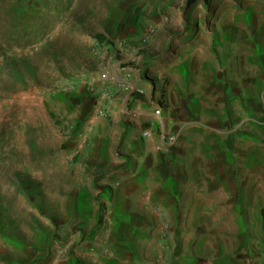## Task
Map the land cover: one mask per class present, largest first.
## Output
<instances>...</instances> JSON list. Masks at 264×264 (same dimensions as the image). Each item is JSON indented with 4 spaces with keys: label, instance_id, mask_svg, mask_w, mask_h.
Segmentation results:
<instances>
[{
    "label": "rangeland",
    "instance_id": "obj_1",
    "mask_svg": "<svg viewBox=\"0 0 264 264\" xmlns=\"http://www.w3.org/2000/svg\"><path fill=\"white\" fill-rule=\"evenodd\" d=\"M189 1L0 0V264H264V0Z\"/></svg>",
    "mask_w": 264,
    "mask_h": 264
},
{
    "label": "crops",
    "instance_id": "obj_2",
    "mask_svg": "<svg viewBox=\"0 0 264 264\" xmlns=\"http://www.w3.org/2000/svg\"><path fill=\"white\" fill-rule=\"evenodd\" d=\"M133 87L137 88H144L147 90V85L143 84L142 82H140V80L136 77L135 75V79H134V83ZM148 140L144 141V144H146L143 147V150H145L146 155L150 156L151 158V164L153 167H156L157 165H162L163 162L166 161L165 155L160 152L159 150L162 148L160 147V141L158 140V137H155L154 134H151L149 136V138H147ZM143 144V142H141ZM140 143V144H141ZM160 159V160H159ZM168 162V161H167Z\"/></svg>",
    "mask_w": 264,
    "mask_h": 264
},
{
    "label": "water",
    "instance_id": "obj_3",
    "mask_svg": "<svg viewBox=\"0 0 264 264\" xmlns=\"http://www.w3.org/2000/svg\"><path fill=\"white\" fill-rule=\"evenodd\" d=\"M196 1L198 0H190L189 3H188V6L192 5L193 3H195ZM205 3H208L209 0H203Z\"/></svg>",
    "mask_w": 264,
    "mask_h": 264
},
{
    "label": "bare ground",
    "instance_id": "obj_4",
    "mask_svg": "<svg viewBox=\"0 0 264 264\" xmlns=\"http://www.w3.org/2000/svg\"><path fill=\"white\" fill-rule=\"evenodd\" d=\"M162 1V0H161ZM146 2V1H145ZM152 2H154V1H152ZM172 3V2H171ZM148 4V3H147ZM149 5V4H148ZM166 5V4H165ZM171 5V4H170Z\"/></svg>",
    "mask_w": 264,
    "mask_h": 264
}]
</instances>
